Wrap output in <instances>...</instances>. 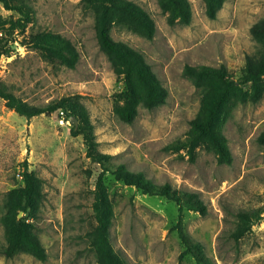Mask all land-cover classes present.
Listing matches in <instances>:
<instances>
[{
    "label": "rangeland",
    "instance_id": "rangeland-1",
    "mask_svg": "<svg viewBox=\"0 0 264 264\" xmlns=\"http://www.w3.org/2000/svg\"><path fill=\"white\" fill-rule=\"evenodd\" d=\"M24 1L35 18L25 31L8 25L0 31L12 50L0 57V83L33 105L80 95L100 151L155 184L196 192L206 206L205 215L191 209L180 213L175 202L143 194L106 173L114 209L111 241L126 264H196L191 254L180 257L185 247L176 228L179 216L210 264H264V216L239 241L231 237L239 210L264 206V151L256 140L264 130V97L235 105L223 127L231 164H219L201 146L193 157L185 149H167L185 138L199 108L201 92L183 75L184 66L224 65L237 79L246 57L257 51L250 28L264 17V0H225L216 19L206 16L202 0H189L191 23L174 26L157 0H132L154 20L153 39L119 27L111 35L142 53L168 91L164 104L151 110L140 106L132 123L114 113L122 104L124 83L99 48L92 13L80 0ZM0 16L8 22L19 17L1 2ZM42 30L72 41L79 52L74 68L49 63L28 45L29 36ZM60 114L27 118L0 97V264H97L87 234L95 225L93 190L101 168L86 156L82 135L71 134L74 124ZM25 166L43 181L45 198L34 222L46 261L26 253L7 259L1 253L3 201L9 190L23 185Z\"/></svg>",
    "mask_w": 264,
    "mask_h": 264
},
{
    "label": "trees",
    "instance_id": "trees-1",
    "mask_svg": "<svg viewBox=\"0 0 264 264\" xmlns=\"http://www.w3.org/2000/svg\"><path fill=\"white\" fill-rule=\"evenodd\" d=\"M205 14L216 19L225 0H202ZM3 6L18 13L14 21H6L0 16V31L5 25L11 30L25 31L34 21L32 6L24 0H0ZM83 8L93 15L97 42L111 64L114 74L123 80L122 104L114 107L117 118L124 123H132L142 106L154 109L166 102L168 91L162 85L144 55L124 42L115 41L111 35L113 27L128 30L148 40L156 32L154 20L132 0H80ZM168 25L178 23L189 25L192 20V6L189 0H157ZM250 33L257 45V51L246 57L240 76L233 79L226 66L185 65L183 75L200 90L199 108L190 121L189 130L183 140H177L167 149H185L193 157L198 146L212 152L219 164H231L233 157L223 127L237 104H256L264 97V17L255 22ZM9 40L0 36V57L11 56ZM28 45L49 63L74 68L79 60V52L72 41L62 34L52 31H37L28 38ZM0 97L6 105L27 118L45 113H61V118H76L77 127L72 126L71 134H81L86 147V156L97 162L101 171L93 190L92 210L95 225L87 234L88 244L93 250L97 264H126L124 258L114 249L111 241V225L114 209L109 198L105 174H111L125 185L134 186L143 194L163 196L178 205L180 213L191 209L206 214V206L196 192H180L168 183L158 185L140 172L130 171L124 164L115 163L111 155L98 149L90 115L80 101V95L64 96L46 105H33L7 90L0 83ZM257 142L264 151V130L257 136ZM23 185L9 190L3 201L2 218L5 245L1 253L11 259L19 253H26L37 260L46 261L47 251L39 240L35 229V219L45 198L43 181L25 166L21 172ZM19 212L23 215L18 218ZM264 216V206L239 210L235 217V227L231 237L239 241L251 230L253 224ZM178 234L185 250L183 257L191 254L196 264H210L199 243L193 241L183 230L182 216L176 224Z\"/></svg>",
    "mask_w": 264,
    "mask_h": 264
},
{
    "label": "water",
    "instance_id": "water-1",
    "mask_svg": "<svg viewBox=\"0 0 264 264\" xmlns=\"http://www.w3.org/2000/svg\"><path fill=\"white\" fill-rule=\"evenodd\" d=\"M69 120H70V122H72V123L74 124L75 127H77L78 122H77L76 118H74V117L71 116V117L69 118ZM22 215H23V213H22V212H19V214H18V218H20Z\"/></svg>",
    "mask_w": 264,
    "mask_h": 264
},
{
    "label": "built area",
    "instance_id": "built-area-1",
    "mask_svg": "<svg viewBox=\"0 0 264 264\" xmlns=\"http://www.w3.org/2000/svg\"><path fill=\"white\" fill-rule=\"evenodd\" d=\"M62 113V112H61Z\"/></svg>",
    "mask_w": 264,
    "mask_h": 264
}]
</instances>
